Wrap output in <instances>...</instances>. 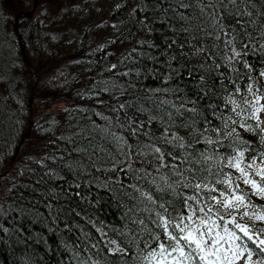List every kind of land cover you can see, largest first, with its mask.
I'll return each mask as SVG.
<instances>
[{
    "label": "trees",
    "instance_id": "trees-1",
    "mask_svg": "<svg viewBox=\"0 0 264 264\" xmlns=\"http://www.w3.org/2000/svg\"><path fill=\"white\" fill-rule=\"evenodd\" d=\"M29 1L18 0V5L11 9L0 0V200L11 203L4 191L6 188L17 197L22 194L28 198L16 201L23 204L27 216L13 213L16 219L9 217L4 221L9 229L15 225L19 234L5 235L0 241V264H75L73 250L76 248L82 255L98 253L92 255V259L109 264L113 257L104 247L105 239L126 241L129 233L125 232L124 236L119 233L137 227L129 218L147 215L133 186L143 191L152 185L150 179H140L135 170L153 171L152 165L157 163L152 155H140L138 160L134 158L133 170L126 175L120 171L125 167L124 157L115 137H125L134 151L149 152L145 145H154L165 153L183 155L207 148L200 134L203 128L210 127L205 120L222 127L221 121L211 115L213 106L224 103L219 81L228 83L226 77H234L235 73L227 67L213 69L210 67L213 61L204 59L207 54H194L193 46L212 45L213 41L206 34L215 32L211 18L201 13L196 0H183L191 4V8L180 7L181 0H135L132 8L125 1L117 5L112 2L116 5L111 15L114 20L118 19V13L129 10V20L140 25L134 28L132 35L122 33L124 27H120L118 33L111 29L95 30L92 26L96 17L108 11L88 9L89 0H60L63 4L54 18L48 12L58 1L41 0V16L46 15L43 21L23 13L30 6ZM261 9H264V0H256L254 11ZM68 17L75 23L69 26L72 20L64 22L70 32L67 39H71L62 44L59 29H65L61 28L62 19ZM224 23L232 22L225 20ZM169 44H172L170 48ZM179 44L183 47H177ZM247 59L252 64L251 75L258 78L259 72L264 70L260 53L249 54ZM215 62L222 63L219 55ZM172 69L179 75L169 79ZM219 72H224L225 76H219ZM246 82L247 77H243L242 88ZM205 83L215 84L207 95L201 91ZM257 83L264 87V78H259ZM164 89L170 91L165 93ZM157 98L171 103L160 104ZM121 104L125 107L120 108ZM227 107L221 111L227 113ZM185 108H195L197 113ZM126 113L134 127L144 122L145 126L136 136L118 123L125 119ZM193 115L197 118L195 124L186 119ZM246 123L255 126L252 120ZM236 130L253 149L264 150L259 132L239 127ZM172 133L183 138L180 142L185 148L176 146L177 141L165 142ZM204 135L215 137L214 132ZM235 138L234 135L224 139L225 146L219 151H230L227 145ZM117 162L118 167L112 171L113 163ZM49 169L58 175L52 179L44 176L47 183L36 184ZM94 177L98 178L95 183H86ZM109 177L121 179L124 187L115 183L111 185L114 191H110L102 183ZM73 183H80V188H69ZM13 184L17 187L12 188ZM21 185L42 191L49 186L62 185L63 188L57 187L58 191L79 192L80 195L52 201L64 209L53 221L30 211L29 201L44 198L39 191L32 192ZM36 207L48 216L42 203H37ZM85 233L89 244L98 245L91 252L84 250ZM140 235L147 238L146 232Z\"/></svg>",
    "mask_w": 264,
    "mask_h": 264
},
{
    "label": "snow or ice",
    "instance_id": "snow-or-ice-1",
    "mask_svg": "<svg viewBox=\"0 0 264 264\" xmlns=\"http://www.w3.org/2000/svg\"><path fill=\"white\" fill-rule=\"evenodd\" d=\"M196 3L200 6L201 13L211 18L215 32L206 34L213 41L212 45L204 44L199 48L193 46L194 54H207L204 55V59L213 61L210 65L213 69L227 67L235 73L234 77H226L228 83H225V80L219 81L224 103L213 106L211 113L221 121L222 127L205 120L210 127L202 126L203 130L200 134L208 147L197 149L199 155L196 152L183 155L165 153L154 145H145L149 148V152L134 151V146L129 144L125 137H115L116 145L124 157L125 167L120 171L125 172L126 175L133 170L134 158L138 160L140 155H152L157 163L152 165L153 171L135 170L140 179H150L152 185L143 191L141 187L133 186L139 193L138 198L145 205L144 212L147 215L141 218H129L137 227L126 228L124 232L119 233L121 236H124L125 232L129 233L126 241L105 239L104 247L109 249L113 257L109 264H264V229L255 227L257 222L264 223V206L257 205L251 200L252 196L264 199V150L253 149L249 142L240 138L236 130L239 127L248 132H259L261 147L264 148V127H262L264 120L261 119V113H264V87H260L257 83L259 78H264V70L259 72L258 78L253 77L252 64L247 59L249 54L260 53L261 60H264V9L254 11L256 0H196ZM191 6L181 0L180 7L191 8ZM225 20L232 23L225 24ZM172 43H176L175 39ZM171 46L172 44L168 45L169 48ZM177 47L182 48L183 45L179 44ZM213 49H216V52H213ZM216 55L220 56L222 63L215 62ZM172 59H175V56ZM176 75L179 73L172 69L169 79H174ZM219 76L224 77L225 73L219 72ZM243 77H247L248 82L242 88L240 81ZM200 80L203 82L204 77L201 76ZM214 88L215 84L205 83L201 91L207 95ZM179 90V88L175 89L176 92ZM163 91L167 93L170 89ZM157 99L160 104L171 103L162 98ZM225 106H228L227 113L221 111ZM124 107V104L120 105V108ZM172 107L177 106L172 104ZM185 110L197 113L195 108H185ZM168 115L171 117V113ZM186 119H191L194 124L197 122L196 115ZM248 120L254 121L255 126L247 124ZM118 123L130 130L133 136L145 126L141 121L134 127V122L128 120L127 113L125 119ZM206 132H214L215 137L204 135ZM234 135L236 138L230 139L227 145L230 151L220 152L219 149L225 146L223 140ZM182 140V137L172 133L165 142L177 141L179 143L176 146L183 149L185 144L180 142ZM199 142L197 140V143ZM83 150L88 151V149ZM147 163L152 164V161ZM117 167L118 162L113 163L111 170L115 171ZM162 169L167 171L164 172ZM99 170L97 168V171ZM56 175L58 173L55 170L49 169L36 180V184H46L44 176L52 179ZM97 179L94 177L86 183H95ZM102 183L110 191H114L111 185L115 183L121 188L124 187L123 181L119 178L113 180L109 177ZM241 184L245 187L242 188ZM16 187L17 185H12V188ZM21 187L32 192H40L44 199L29 201L32 204L30 211L44 219L50 217L53 221L64 209L63 206L58 203L53 204L52 201L58 202L70 195H80L79 192L58 191L57 187L63 188L62 185L49 186L46 191L28 185ZM68 187L79 189L80 183H73ZM4 191L11 198V203L8 200H0V241L5 235L19 234L15 225L12 229L5 227L6 219L9 217L16 219L13 213L19 217L28 215L24 212L23 204L16 202L28 198L22 194L19 197L13 195L12 190L8 188ZM37 203H42L47 209V217L36 207ZM144 232L147 233L146 239L140 235ZM103 235L107 236L106 233ZM37 239L42 240V237ZM83 239L85 251L91 252L98 247L96 242L89 244L87 233L84 234ZM92 255H82L78 248L73 250L75 264H100L98 260L92 259Z\"/></svg>",
    "mask_w": 264,
    "mask_h": 264
},
{
    "label": "rangeland",
    "instance_id": "rangeland-1",
    "mask_svg": "<svg viewBox=\"0 0 264 264\" xmlns=\"http://www.w3.org/2000/svg\"><path fill=\"white\" fill-rule=\"evenodd\" d=\"M4 1L5 4H8L10 6H8L9 8L13 9L18 5V0H2ZM35 1V2H34ZM58 3L54 2V5H52V7L49 8V12L48 15L52 18H54V16H56L59 7L62 6V1L57 0ZM119 1H125L128 6L130 8H132L133 6H135V0H89L87 3V6H89L88 9L91 10H100L103 9L105 12L108 11V13L102 15V16H97L96 20L94 22V25L92 26L95 30H104V31H108V30H116V33H118L119 28L124 27L125 29L122 31V33H124L125 35L130 34L132 35L134 28H140V25L138 23H133L129 20V15H130V11L129 10H125L123 11V13H118V19L114 20L113 17H111V15H113V11L112 8H115V6L117 5V3ZM30 6L27 7L26 11L31 10V6L34 5L31 13H29L28 15L32 16V17H36L40 20L43 21V19L45 18V16H41L40 10H41V0H30ZM116 4L115 6L113 5V3ZM114 6V7H113ZM40 9H39V8ZM122 7V6H120ZM119 7V11H121L122 9ZM87 9V10H88ZM5 12L8 13V11L4 8ZM26 11H24L23 13H25ZM125 12V13H124ZM115 13V11H114ZM94 14V13H93ZM125 14L123 16V18H121V16ZM26 15V14H25ZM44 17V18H43ZM123 21H120L121 19ZM92 19V18H91ZM124 19H127L124 21ZM68 20H72L71 18L69 19V17L63 18L62 19V24H61V28H65L64 30L59 29V33L61 34V37L59 38L62 44H65L66 40H70L71 38L67 39V34H70V32H68L66 25L64 22H69ZM127 22V23H126ZM75 23V21L72 20V23H69V26H72ZM125 25V26H124ZM80 26H83V24H81ZM128 26V27H126ZM130 27V28H129ZM128 28V29H127ZM124 40H128V39H124ZM74 41V40H73ZM73 43V42H72ZM74 68V67H73ZM249 99H251V97H249ZM261 119L264 120V113H261ZM264 127V126H262ZM227 171H231L230 169H227ZM241 187H245L243 184H241ZM247 190V189H246ZM251 200L257 204V205H261L264 206V199H258L255 196L251 197ZM250 223V222H249ZM255 227L257 229H264V223H259L257 222L255 224ZM255 259V257H254Z\"/></svg>",
    "mask_w": 264,
    "mask_h": 264
},
{
    "label": "water",
    "instance_id": "water-1",
    "mask_svg": "<svg viewBox=\"0 0 264 264\" xmlns=\"http://www.w3.org/2000/svg\"><path fill=\"white\" fill-rule=\"evenodd\" d=\"M35 2V1H34ZM34 5L31 6V10H28L25 12L26 15H28L29 13H31L32 9H33Z\"/></svg>",
    "mask_w": 264,
    "mask_h": 264
}]
</instances>
